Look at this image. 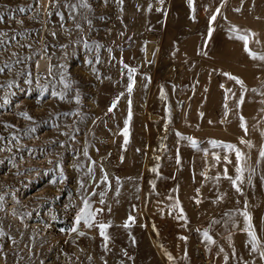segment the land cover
I'll use <instances>...</instances> for the list:
<instances>
[{"label": "rangeland", "instance_id": "1", "mask_svg": "<svg viewBox=\"0 0 264 264\" xmlns=\"http://www.w3.org/2000/svg\"><path fill=\"white\" fill-rule=\"evenodd\" d=\"M65 3L0 0V67L11 65L0 84L14 82L0 88V264H264L245 246L237 212L247 202L264 240V61L230 38L232 26L250 30L249 48L264 51V0H88L91 11L77 9L75 20ZM125 65L136 69L130 94ZM61 73L71 83L64 100L51 95L64 90ZM210 140L235 144L255 169L243 195L224 178L225 169L235 176V153ZM82 197L111 225L107 249L97 227L70 231Z\"/></svg>", "mask_w": 264, "mask_h": 264}, {"label": "snow or ice", "instance_id": "2", "mask_svg": "<svg viewBox=\"0 0 264 264\" xmlns=\"http://www.w3.org/2000/svg\"><path fill=\"white\" fill-rule=\"evenodd\" d=\"M37 2L39 3L40 0H37ZM106 2V0H105ZM49 3H52V0H49ZM189 5H192L193 0H188ZM65 7H67L70 10V14H69V19L71 20H75V16L72 15V13L76 12L77 9L83 8V9H87L89 11H91V5L88 3V0H76V3H68L66 0V3L64 5ZM20 11H24V9H20ZM220 14V9L217 8L216 9V13L213 14L210 17V24L211 22L216 20V15ZM57 15H60L61 20L64 19L63 15L59 12H57ZM3 14H0V19H2ZM19 23H23V21H18ZM89 24H91V21H88ZM61 27H63V24H61ZM76 27L79 28L80 25L76 24ZM67 31V29H66ZM212 32V28H209V35H211ZM230 32H231V37L230 38H235L238 40L243 41L244 44V51L247 53V55L250 57V59H252L253 61H264V51L257 53L255 51H252L249 48V40L251 36H254L255 33H251L250 30H246V29H239L236 26H232L230 28ZM53 36L56 35L55 32L51 33ZM7 33H0V36H4L7 37ZM11 40H15V36L10 38ZM257 43H259V41H257ZM6 44V41L4 40H0V47H4ZM25 45H20V47H24ZM88 45L86 44L85 47H87ZM28 47H31V45H28ZM97 48L100 47V45L96 46ZM13 56L17 55L16 53H12ZM21 60L18 58L16 63H20ZM89 63H91V61H89ZM11 65L9 64H4L3 67H0V73H4L5 69H10ZM37 68H39V64L37 63ZM125 68L128 69V79H129V83L127 86V91L130 94L132 92L133 89V85H134V79H133V74L135 73L136 69L134 68H128L127 65H125ZM53 74V66L49 65L48 68V75L52 76ZM30 75V74H29ZM224 75L228 76L229 79L234 80L237 84L240 85V88L243 91H247L245 85H244V81L242 79H240L239 77L233 76L229 73H224ZM28 83H31V80L27 81ZM13 81H9L6 84H0V88H11L13 86ZM60 83L63 84V88L64 90L61 92H57V91H52L51 95L53 97H58L60 100H64L68 94V91L71 89V83L69 81L66 80V78L64 77V75L61 73L60 75ZM45 91H47V89H41V94H43ZM253 91H256L255 89H253ZM227 92H231V90H227ZM232 95H235L234 93ZM76 102L79 103L80 98H79V94L76 95L75 97ZM227 99V97H226ZM119 100V97H117L116 100L113 101L112 107H115L117 102ZM10 101L5 98L4 99V104L7 105ZM243 102V96H241L240 100L238 103H242ZM112 107L109 108V111H112ZM225 114L227 115V104H225ZM23 115L25 116V118L27 119H31V117H29L27 115V113H23ZM67 115V114H66ZM131 118V114L129 113V118L128 120L125 121V128L123 129V136L125 138L124 142L125 144H127L128 142V136H129V131H128V122ZM240 127L241 129H243V131L245 132V134H247L248 129L246 126V122L244 120L243 117H240ZM30 131H34V129H31ZM183 139L189 141L190 145L192 148L196 149L198 147V142L197 140H195L192 137H182ZM241 143L247 145L248 147H251V142L250 141H246L244 139L241 138ZM209 143L211 144L212 148H223L225 149L227 152H234L235 153V176H230L227 173V169H225L224 171V178L227 179L231 186L235 189L236 193L243 195V189H242V185L245 183V172H248V176H247V183L248 185H252L253 184V177L255 175V169H251L248 168L246 166V161H247V157L245 155V153H243L235 144L232 143H225L222 141H217V140H210ZM84 155L87 156V150H85ZM214 159L219 162L221 160V157L219 154L213 153ZM259 158L261 160H264V147H261L260 151H259ZM224 160L228 161L229 163H231V161L228 160V156L225 155L223 157ZM179 163V160L177 161ZM94 163V162H93ZM89 173H92V169L89 168L88 169ZM62 175V174H61ZM217 181L220 179L219 176L216 177ZM262 180H264V177H261ZM101 182L104 184H108V175L107 173H104L101 177ZM81 187H84L83 182H81ZM99 186V185H97ZM5 195H7V193L4 194H0V210H3V206L5 203ZM92 195H95V192L92 193ZM101 197L104 196V192L100 193ZM15 198V197H13ZM82 203L83 206L79 208L75 218H74V225L73 227L70 229L71 232L77 233L80 236L85 235L84 232L79 231V226L81 225V223H83V225L87 228H92V227H97L99 229V233L101 235V237H103L104 241H105V248L107 249V241L110 239V237L107 234V229L111 226L110 223H103V222H97L96 221V216L98 213L102 212L103 209H93L92 204L90 202V198L89 197H82ZM101 204L104 203L103 199H101L100 201ZM179 207V203L176 202V204L174 205V208H178ZM248 206H247V202H245L244 204V209L243 211H240L239 209L237 210V212L239 213V215H241L244 219V228L243 231L247 234V240H246V244L245 246L249 248L250 254L252 253H256L259 255V258L261 260H264V240H262L260 238V236L257 234L256 228L252 223V216L250 214V212L247 210ZM13 214L15 215V210L13 211ZM231 215V213L229 214ZM177 219H186V217L183 215V210L180 209L179 214L176 217ZM131 222V223H130ZM132 223H134V217L129 216L128 217V221L125 222V224L123 225L124 228H130L132 226ZM233 226H235V221H233ZM6 235L2 228H0V236H4ZM181 239H185L183 237H181ZM203 239L207 242V245H213L216 243V241L213 239V237L209 234L208 230H204L203 232ZM221 251H223V249H221ZM165 255L167 256V259L171 262L174 260L173 256L168 253L167 251H165ZM233 255H235V253H233ZM91 259V258H89ZM227 259L228 257H225V262L227 264ZM41 264H43V262H41Z\"/></svg>", "mask_w": 264, "mask_h": 264}]
</instances>
